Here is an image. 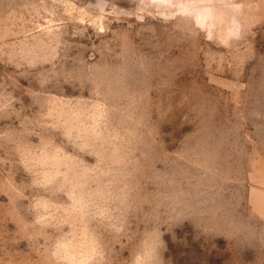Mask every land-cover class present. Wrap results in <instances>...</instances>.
<instances>
[{
    "label": "rangeland",
    "instance_id": "rangeland-1",
    "mask_svg": "<svg viewBox=\"0 0 264 264\" xmlns=\"http://www.w3.org/2000/svg\"><path fill=\"white\" fill-rule=\"evenodd\" d=\"M0 264H264V0H0Z\"/></svg>",
    "mask_w": 264,
    "mask_h": 264
}]
</instances>
